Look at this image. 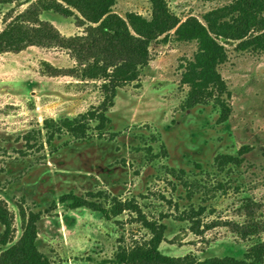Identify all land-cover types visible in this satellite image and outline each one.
<instances>
[{
    "label": "rangeland",
    "instance_id": "rangeland-1",
    "mask_svg": "<svg viewBox=\"0 0 264 264\" xmlns=\"http://www.w3.org/2000/svg\"><path fill=\"white\" fill-rule=\"evenodd\" d=\"M33 1L0 2V30ZM227 1L167 0L179 18L200 20ZM113 10L149 17L150 3L115 0ZM39 17L64 36L82 30L73 16L44 11ZM218 41L227 53L218 66L229 91L225 121L212 103L182 107L188 86L181 73L197 46L170 34L150 44L139 78L118 88L102 136L64 134L50 145L43 120L98 105L102 80L67 75L75 62L63 48L0 53V199L12 214L14 240L20 211L39 212L36 245L54 264H115L120 247L149 237L144 218L165 225L163 254L242 258L255 239L241 238L227 222L248 221L246 202L255 203L254 218L264 222V50ZM225 154L240 163L220 170L215 157ZM67 194L92 205L71 207L70 199H61ZM116 201L137 205L141 216L134 210L112 214Z\"/></svg>",
    "mask_w": 264,
    "mask_h": 264
},
{
    "label": "trees",
    "instance_id": "trees-1",
    "mask_svg": "<svg viewBox=\"0 0 264 264\" xmlns=\"http://www.w3.org/2000/svg\"><path fill=\"white\" fill-rule=\"evenodd\" d=\"M150 15L127 12L124 17L113 10L115 0H35L19 12L0 30V53L17 52L28 46L59 47L67 50L75 62L67 75L77 80H102L103 98L98 105L74 117L45 118L42 129L45 142L64 134L76 140L102 136L109 123L107 111L114 104L120 86L139 78L148 64L149 47L154 41L165 42L169 35L182 42H195L197 49L192 59L183 65L181 83L188 86L182 107L189 109L199 104L212 103L219 108V121L228 119L231 109L229 91L218 66L226 61L227 53L218 39L237 41L236 48L264 50V0H228L202 15V20L190 15L184 19L170 8L167 0H148ZM8 3L10 0H0ZM44 11L65 17L73 16L82 30L72 36L62 35L49 21L40 19ZM65 74V73H63ZM240 157L228 154L215 157L220 169L239 164ZM71 207L92 205L82 197L67 194ZM244 204L248 221L231 223L233 232L241 238H253L242 258L225 255L207 257L201 261L194 256H169L159 250L164 240L165 225L143 218L148 230L147 239L131 246L120 247L114 254L115 264H264V222L255 220L254 208ZM134 210L130 201H116L110 212L114 215ZM21 233L14 240L12 214L0 199V264H54L36 245L39 212L20 211ZM197 226V225H196ZM198 229H194L197 232Z\"/></svg>",
    "mask_w": 264,
    "mask_h": 264
}]
</instances>
